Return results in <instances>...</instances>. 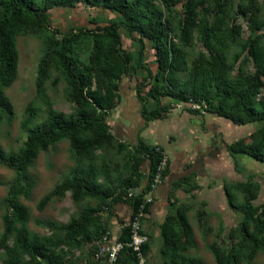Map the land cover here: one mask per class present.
Segmentation results:
<instances>
[{"label":"rangeland","instance_id":"374dc122","mask_svg":"<svg viewBox=\"0 0 264 264\" xmlns=\"http://www.w3.org/2000/svg\"><path fill=\"white\" fill-rule=\"evenodd\" d=\"M34 1L39 7H44L42 0ZM188 1L180 0L177 5L165 9L160 0H142L145 2V8L153 11L170 25L169 36L182 52V59L186 65H180V69L174 74L178 82L177 89L179 90L192 73L198 70L207 71L209 74L223 70L234 85L249 84V78L255 75V68L244 43L251 36L264 34V0H204L205 3L196 8V23L189 37L184 39L182 26ZM196 1L199 0H193ZM6 5L7 0H0V17L7 14ZM46 15V27L38 32L22 31L17 37L19 53L17 77L9 88L4 89L5 95L13 105V115L0 114V149L5 155L17 154L22 149L29 133L23 126L24 122H28V128L31 129L46 119L50 109L65 116L75 114L76 106L64 79L51 67L43 72L42 62L47 52L48 41L52 38L61 40L63 36L78 33L80 30L98 31L122 21L119 13L101 6L91 7L83 0L76 2L73 7L57 6L48 9ZM204 21L207 22V29L212 30L218 39L212 41L210 48L225 58L224 63L211 67L205 64L207 63L205 59L211 60L212 54L204 45ZM118 32L121 50L131 54L135 60L140 36L137 33L129 35L122 26ZM142 39L144 63L154 76L156 73L154 50L148 40ZM260 44L264 50V38L260 40ZM90 47L91 44L86 40L81 44L80 62L87 60ZM131 67L129 74L121 76L116 81L119 86L116 107L106 118L115 140L96 148L91 156L97 173V182L117 187V194L122 198L108 207L89 197L75 201L71 191H67L61 197H53L41 207L40 201L47 193L57 188L73 173L85 170L90 163L88 158H79L73 153L68 140L56 141L47 150L39 152L33 163L25 169L23 175L29 181L28 191L24 192L16 185L18 192L12 205L7 202V197L19 176L14 170L0 163V239L5 229V217L11 215L14 208L24 207L26 218L24 221H15L14 227L24 228L45 242L53 253L62 258V264H123L125 256L119 252L116 259L110 261L109 250L119 242L121 235L119 228L121 226L126 228L129 222L130 210L123 200L122 181L130 176L133 169L137 142L120 140L116 136L114 126L120 120L127 123L129 119L135 126L144 124L142 127L144 129L150 121H146L142 116V110L144 107L148 109L155 107V103L147 98L149 85L154 82L153 78L147 80L140 90V96L145 98L144 102L137 96V90L140 88L142 77L147 73L133 63ZM259 82V93L254 98L257 108L264 102V77L260 78ZM159 84L165 87L163 79ZM161 103L170 108L167 114L178 109L176 103H179L180 123L184 122L194 134H199L193 139L200 138L199 142L205 148L216 147L220 154L218 159L214 155L208 158L206 164L210 166V170L206 176L199 168L200 176L189 174L186 180L179 179V184L172 190L174 198L157 212L144 215L141 220L142 235L146 237L144 244L148 245L144 264H179L181 260L186 264H217L210 251L213 244L225 253L234 251L241 264H264V245L251 249L235 233L243 219L242 206L246 184L252 186L255 193L252 204L258 207L259 213L262 212L264 220V163H258L242 154L231 157L226 150L229 144L240 139H248L251 134L264 129V121L236 124L209 114L204 111V106L191 102H178L172 98L162 97ZM195 110L199 111V114L190 113ZM183 113L188 115L185 116L186 119L180 117ZM162 123H155L154 129L160 130ZM139 141L154 146L142 139ZM119 142L124 146L122 151L118 149ZM262 142L264 144V140ZM198 144L196 143L194 147L200 150L201 145ZM198 157L199 151L191 154L194 161ZM146 165L148 163L144 162L138 169L143 189L148 180ZM161 182H164L163 176L156 183L152 180L150 184H154L153 190ZM224 188L231 194L232 203H229L225 196ZM176 193L179 194V199L175 197ZM179 207L186 210L185 220L189 225V231L185 234L175 222L171 220L166 222L167 217L176 216ZM86 209L92 210L91 214L99 218L105 233L100 239L82 241L79 238L78 243L67 241L61 228ZM164 224L168 227V234L179 240L180 247L176 251L167 249L166 238L170 236L162 232L161 226ZM262 235L264 236V231ZM14 239L15 232L0 245V264L11 262ZM26 260L27 256L21 258V261Z\"/></svg>","mask_w":264,"mask_h":264},{"label":"trees","instance_id":"16d2710c","mask_svg":"<svg viewBox=\"0 0 264 264\" xmlns=\"http://www.w3.org/2000/svg\"><path fill=\"white\" fill-rule=\"evenodd\" d=\"M81 0H42L43 8L34 0H7V14L0 17V114L13 115V105L5 95L4 89L9 88L15 81L18 72L19 53L17 37L22 31L38 32L46 27L47 10L53 7H73ZM91 7L101 6L122 16L119 24H112L98 31L86 32L80 30L62 37L61 40L52 38L47 43V52L42 62L43 72L51 67L57 72L70 89V96L76 106L75 114L65 116L61 112L50 109L46 119L31 129L28 122L23 126L28 129L27 140L17 154L5 155L0 149V163L14 170L19 177L16 184L9 190L7 202L13 204L17 195V187L27 192L29 181L23 175L25 169L33 163L39 152L47 150L54 142L68 140L73 153L79 158H88L90 163L85 170L78 171L62 182L57 188L47 193L40 201L41 207L46 205L53 197H61L67 191H71L75 201L89 197L111 207L120 200L117 187L101 185L96 180V170L91 159L96 148L109 144L115 140L109 130L106 118L116 107L118 81L121 76L129 74L132 63L138 68L144 69L146 75L142 77L140 88L137 90L139 99L142 88L147 80L153 78L147 92L148 99L155 103V107H144L142 116L146 121L160 120L170 110L162 105L161 98H172L178 102H191L205 107V112L218 117L228 119L236 124H249L256 121H264V102L256 107L255 96L259 93V79L264 77V50L260 40L264 34L251 36L244 43V47L254 65L255 75L249 78L247 85H234L228 80L223 70L212 74L204 70L192 73L179 90L174 74L180 69V65H186L182 59V52L170 38V25L162 21L153 11L145 8L142 0H83ZM165 9L177 5L180 0H160ZM228 1V0H224ZM204 0L193 2L189 0L186 5V15L183 20L182 31L184 39L189 37L191 29L195 25L196 8L204 4ZM163 22L165 24H163ZM204 45L211 52V60L205 59L209 67L224 63V56L213 52L210 48L213 40H218L212 30L207 29V22H203ZM122 26L129 35L137 33L140 36L139 49L135 60L132 55L121 50L119 27ZM83 37V39H81ZM151 43L156 62V73L152 76L151 69L144 63V42ZM91 44L87 60L80 62L81 44ZM213 52V53H212ZM42 69V68H41ZM163 79L165 87L159 82ZM251 82V84H250ZM191 114H199V111H191ZM264 129L255 132L248 139H240L226 148L231 157L246 155L258 163H264ZM118 149H124L123 144L118 143ZM134 166L129 177L124 178V201L131 209L132 215L136 214L143 205V212H150V203H144V196L150 190V182L153 180L157 166L163 159L161 146H150L139 141L135 145ZM148 163V180L144 189L132 197L128 196L130 189L141 187L138 169ZM168 170V162L162 176ZM165 172V173H164ZM194 174V173H192ZM143 175V173H142ZM145 175V174H144ZM188 176V175H187ZM187 176L180 180H186ZM175 186L178 184L174 183ZM225 196L229 203L233 198L226 188ZM171 197L174 198L172 192ZM255 193L252 186L246 184L243 195L242 213L243 219L235 230L251 249L264 245V220L262 212L252 204ZM92 210L86 209L77 218H73L62 229L66 240L78 243L77 239L90 241L100 239L105 233L101 227L99 218L91 214ZM186 210L177 208L176 216H169L166 222L173 221L180 227L182 233L189 231V225L185 220ZM24 207L14 208L11 215L5 217V229L0 239L3 245L9 236L15 232L13 255L9 264H62V258L53 253L45 242L31 235L24 228L14 227L15 221H24L26 218ZM167 224V223H166ZM162 225V232L169 235L167 225ZM167 231V233H166ZM167 239V249L176 251L180 247L179 240ZM130 238V229L123 228L119 242H127ZM148 245L143 244L141 253L146 255ZM217 264H241L238 255L234 251L223 252L216 244L210 248ZM125 256L123 264H138L136 254L131 249L124 248L120 251ZM23 256L28 260L21 261ZM179 264H186L181 260Z\"/></svg>","mask_w":264,"mask_h":264},{"label":"crops","instance_id":"0c3cea01","mask_svg":"<svg viewBox=\"0 0 264 264\" xmlns=\"http://www.w3.org/2000/svg\"><path fill=\"white\" fill-rule=\"evenodd\" d=\"M176 105L179 109V103H176ZM178 109H174L171 114H167L162 119L164 121L163 123L162 120L150 121L144 129L142 128L144 124L135 126L129 119H127V123L120 120L114 126L116 136L120 140L126 142L136 141L138 143V140L142 139L151 145L161 146L167 157L168 170L164 176V182H161L153 191L149 214L157 212L164 204H168L172 200L171 194L175 186L174 183L179 184V179L192 173L200 176L199 168L202 174L206 176L210 170V166L206 164L209 161L208 158L212 155L217 156L216 159L219 158L220 153H218V148L213 147L207 149L199 142L201 140L200 138L193 139V137L199 134H194L193 130H190L184 122L182 124L180 123ZM185 116L188 117V115L183 113L180 117L186 119ZM157 122L162 123L160 130L154 129L155 123ZM196 143L201 145L200 150L198 147H194ZM198 151L199 157L195 162L191 158V154ZM147 168L148 165H146ZM175 197L179 199V194L176 193Z\"/></svg>","mask_w":264,"mask_h":264},{"label":"built area","instance_id":"2783aa9c","mask_svg":"<svg viewBox=\"0 0 264 264\" xmlns=\"http://www.w3.org/2000/svg\"><path fill=\"white\" fill-rule=\"evenodd\" d=\"M167 165V157L163 153V159L161 163L157 166L156 174L153 178V182L156 183L162 177L163 171L165 170ZM143 187H139L136 189H130L128 192V196L132 197L134 195H138L142 191ZM154 189V184H150V190L144 196V203L152 202V193ZM130 209V208H129ZM145 213L143 212V205L139 208L138 212L132 215L131 209L128 218L127 227L130 229V238L127 242H117L113 245L109 250L110 261H114L118 253L124 248L131 249L133 253L136 254L138 264L145 263V257L141 253V247L144 243H146V237L142 235V227L141 220L144 217ZM120 231L123 230V226H121Z\"/></svg>","mask_w":264,"mask_h":264}]
</instances>
